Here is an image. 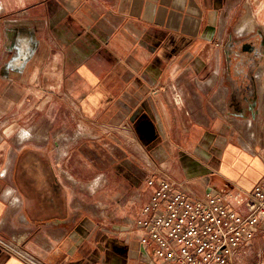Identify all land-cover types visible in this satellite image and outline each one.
I'll return each instance as SVG.
<instances>
[{
    "label": "crops",
    "instance_id": "1",
    "mask_svg": "<svg viewBox=\"0 0 264 264\" xmlns=\"http://www.w3.org/2000/svg\"><path fill=\"white\" fill-rule=\"evenodd\" d=\"M248 10L257 25L239 34ZM261 26L264 0H0V264H134L140 229L117 234L149 201V177L190 197L251 192L264 177V51L241 45L261 46ZM47 92L62 155L89 142L128 161L105 157L88 183L64 170L29 116ZM29 121L33 139L10 137ZM81 183L118 212L82 204Z\"/></svg>",
    "mask_w": 264,
    "mask_h": 264
},
{
    "label": "built area",
    "instance_id": "2",
    "mask_svg": "<svg viewBox=\"0 0 264 264\" xmlns=\"http://www.w3.org/2000/svg\"><path fill=\"white\" fill-rule=\"evenodd\" d=\"M146 183L154 189L137 221L134 264H232L241 246L264 238V177L247 194L210 186L200 197L170 179L149 177ZM27 262L44 264L31 255Z\"/></svg>",
    "mask_w": 264,
    "mask_h": 264
},
{
    "label": "rangeland",
    "instance_id": "3",
    "mask_svg": "<svg viewBox=\"0 0 264 264\" xmlns=\"http://www.w3.org/2000/svg\"><path fill=\"white\" fill-rule=\"evenodd\" d=\"M248 13L251 14V11L248 10L246 15ZM251 17H252V15H251ZM255 24L257 25L256 22H255ZM261 27L264 28V26H261ZM235 30L237 32V27ZM47 94H50L51 96L49 95L47 98L45 97V103H44L43 107L41 108V111L37 112V110L34 108V110H31L29 112V116L34 117V120H35L34 122L38 123V125H39V127L37 128L38 132L39 131H41V132L42 131H44V132L48 131L51 134V138L48 140V143L44 144V147H48L51 151H53L54 146H55L54 152L56 154V153H58L56 146L60 147V149H62V150H63V148H65V142H64L65 139L63 138L64 136L60 132H58L59 129H62V126H60L59 128L55 127V92H47ZM39 118H41L40 121H38ZM30 123L31 122L29 121L28 123L19 124L20 126L14 125L13 129H12V134L10 135V137L11 136L13 137L16 134L20 133L23 130V128L27 125H30ZM62 123H63V121L62 120L60 121V119H59L57 125H62ZM25 128H27V130H29L28 127H25ZM65 129H63V130H65ZM69 130H73V127L72 126L69 127ZM55 131H56L57 138L52 137V135H55ZM58 133H60V134H58ZM40 141H44V140H40ZM55 141H56V144H55ZM82 141H84V140H82ZM87 141H89V140H87ZM84 143L85 142L79 143L78 145L75 146V148H71L70 152L66 153L65 156H64V154L63 155L61 154L62 155L60 157L61 162H59L62 164V168L64 170L70 169V172L72 174H75L76 178H78V177L82 178V179L78 178L80 181H86V183H88L87 181H89L91 179V175H92V177H93V175H96L95 173H92V170H91L92 166H94V164L99 165L100 162L104 161L105 157H107V162L110 163V165L112 164L111 167L118 166L122 162L125 163L129 159L127 156H123V152L121 151V149L118 145L110 146V148L108 150H106L107 151V153H106L105 150L101 149V147L98 144H96V146H93L89 142H87L86 144H84ZM113 159H115V160H113ZM114 174L115 173L113 171V176L111 175V179H113V180L115 179V175H116V174L115 175ZM89 184H88V188H89ZM81 185L77 186L76 193H77V197H79V200H81V201L84 200V201H82V204L91 203L93 206V209H95V206H97V205L99 206L105 200V196H103V195H106V194L105 193H102V194L98 193L97 195H95L91 199L92 202H90L89 195L87 194L88 189H85L86 191L84 192L85 187H84L83 183H81ZM114 187H111V186L108 187V194L110 197L115 194L114 192L116 191V188H114ZM89 189H91V188H89ZM130 189L131 188L129 187L128 190H130ZM100 195H102V196H100ZM129 195H130V193H129ZM103 203L108 204L107 209L109 211H111L113 213L118 212V211H116V209L119 208L117 203L112 202L110 200H109V202H103ZM146 203H144L142 205L139 215L137 217L135 216L136 218L134 220L133 219H131V220L126 219L127 225L129 228L127 227L124 230L118 232L119 233V234H117L118 236H122L121 234L126 233L130 230L141 229V228H138L137 221L142 218V208ZM122 206H126L125 209L130 211V212H128V214L130 215L131 205L129 204V198H126L125 201H123ZM96 209L98 211L100 208L99 209L96 208ZM123 212H124V210H123ZM109 221H110V224L112 222L111 226L113 224H116L115 216H113L111 219L109 218ZM117 221L119 222L120 220H117ZM131 224H132V226H131ZM258 236H260V235H257V237L252 239V241L250 242L249 245L241 246L237 250V252L235 253V256L233 258L232 264H264V241L260 240Z\"/></svg>",
    "mask_w": 264,
    "mask_h": 264
},
{
    "label": "bare ground",
    "instance_id": "4",
    "mask_svg": "<svg viewBox=\"0 0 264 264\" xmlns=\"http://www.w3.org/2000/svg\"><path fill=\"white\" fill-rule=\"evenodd\" d=\"M254 23H255V21L252 19L251 14L249 13L247 15V17L244 19V23L242 22L237 26V32L239 34H242V33L246 32L247 30L252 29L253 26H255V25H253ZM261 74H263V73H261ZM30 137H32V139H33V134L31 132V130H27L25 128L20 133L17 134V140L18 141H24V140L29 139ZM34 139H36V138H34ZM63 151H66V149L64 150V148H63V150L62 149L60 150V156H61ZM89 188H92L91 184L89 185Z\"/></svg>",
    "mask_w": 264,
    "mask_h": 264
},
{
    "label": "flooded vegetation",
    "instance_id": "5",
    "mask_svg": "<svg viewBox=\"0 0 264 264\" xmlns=\"http://www.w3.org/2000/svg\"><path fill=\"white\" fill-rule=\"evenodd\" d=\"M244 46H247V50L244 49ZM241 49L243 51H246V52H251V53H259V52H262L264 51V40L261 41V46L260 44L256 45L254 44L253 42H249V41H244L241 45ZM258 77H259V73H258Z\"/></svg>",
    "mask_w": 264,
    "mask_h": 264
},
{
    "label": "water",
    "instance_id": "6",
    "mask_svg": "<svg viewBox=\"0 0 264 264\" xmlns=\"http://www.w3.org/2000/svg\"><path fill=\"white\" fill-rule=\"evenodd\" d=\"M244 49L247 50L248 49L247 46H244Z\"/></svg>",
    "mask_w": 264,
    "mask_h": 264
}]
</instances>
